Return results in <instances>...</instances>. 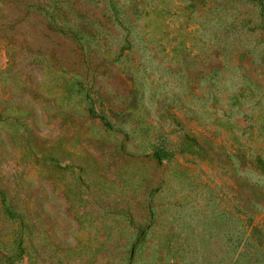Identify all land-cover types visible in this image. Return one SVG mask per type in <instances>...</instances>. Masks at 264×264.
<instances>
[{
	"label": "rangeland",
	"instance_id": "obj_1",
	"mask_svg": "<svg viewBox=\"0 0 264 264\" xmlns=\"http://www.w3.org/2000/svg\"><path fill=\"white\" fill-rule=\"evenodd\" d=\"M0 264H264V0H0Z\"/></svg>",
	"mask_w": 264,
	"mask_h": 264
},
{
	"label": "trees",
	"instance_id": "obj_2",
	"mask_svg": "<svg viewBox=\"0 0 264 264\" xmlns=\"http://www.w3.org/2000/svg\"><path fill=\"white\" fill-rule=\"evenodd\" d=\"M107 1H113V0H107Z\"/></svg>",
	"mask_w": 264,
	"mask_h": 264
}]
</instances>
